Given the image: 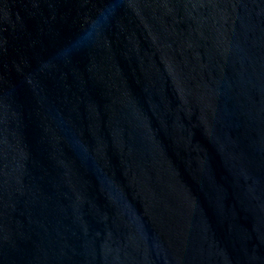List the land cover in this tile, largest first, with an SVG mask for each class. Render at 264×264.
<instances>
[{
	"label": "water",
	"instance_id": "1",
	"mask_svg": "<svg viewBox=\"0 0 264 264\" xmlns=\"http://www.w3.org/2000/svg\"><path fill=\"white\" fill-rule=\"evenodd\" d=\"M0 264H264V0H0Z\"/></svg>",
	"mask_w": 264,
	"mask_h": 264
}]
</instances>
